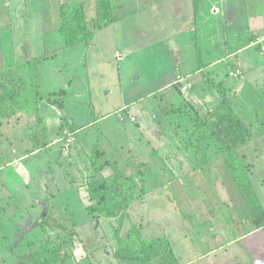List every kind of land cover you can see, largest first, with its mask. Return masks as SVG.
<instances>
[{"label":"rangeland","instance_id":"obj_1","mask_svg":"<svg viewBox=\"0 0 264 264\" xmlns=\"http://www.w3.org/2000/svg\"><path fill=\"white\" fill-rule=\"evenodd\" d=\"M27 1L20 0L21 22H29L32 19L31 9L26 5ZM59 1L51 0V6L48 8L52 30L50 33L48 32L47 36L50 37V34L58 36V40L55 39L56 42L50 37L46 43L45 47H48L49 42L52 43L51 49L57 48L63 41L61 34L54 29L61 20ZM96 1L98 0H91L87 4L86 12L89 17L95 15ZM114 1L123 5L118 9L122 15L124 14L123 19L121 18V21L109 25L94 45L85 47L84 42H80L73 46L62 47L56 52L57 55L34 65L40 85L36 87L31 85L29 88H25L23 95L28 97L31 102L27 100L26 103H21L24 111L20 112L24 113L22 115L15 114V117L18 115V119L15 118L16 120L11 124L19 126L18 124L21 123L19 127L23 133L28 128L22 123L29 126L30 123L28 122H33L40 117L41 104L36 103V93H46L47 87L51 84L52 87H56L54 88L56 90H59L60 87L66 88V106L64 110L57 107L60 111L62 110L63 115L64 112L67 113L69 118L66 124L75 127L80 121H88V117L90 121H93L99 116L105 115V121L113 124L108 130V133L112 131L113 138L112 136L109 137L116 140L122 136L124 141L121 146L112 147V151L108 154L117 155L116 157L123 156L128 159L131 156V150L139 160L148 161V163L146 162L147 165L142 167L150 185L157 186V189L151 191L147 207L140 201L134 204L131 215H128L126 220L128 223L123 226L124 232L130 226L128 224H142L144 229L146 220L142 216L145 214L150 229L147 232H143L142 229L143 236L145 234L167 236L166 233H168L167 237L172 243L171 250L160 253L148 264H257L255 259L257 260L264 253L257 239L261 237V240L264 241V220L262 222L259 220L257 217L259 213L255 216V206H250L246 192L239 191L235 186L232 187L230 181L228 183L223 182V178L215 173L216 167L198 166V164H204V158L201 155L194 156L195 163L193 165L190 162L191 167H189L188 157L184 156L187 150L183 146L178 149L175 146V138L179 137L176 135V127L183 130L186 127H194L195 118L192 119V117L196 116V110H198L200 116L204 119L207 117L210 119L201 129V132L207 131L206 143L220 142L212 132L217 118L215 113L219 112L215 105L217 99L220 100V95L209 78L214 75L216 80H224L230 88L226 94L227 98L231 97L232 99L233 109L252 129L250 142L240 148L238 154L248 167L253 188L256 189L262 199L264 208V129L256 116L257 110L264 104V53L261 54L260 52L264 39L261 41L260 47L256 45L257 49L252 47L239 56H226L227 53L222 41L224 40L223 33L217 29L215 33H212L211 41L214 45L211 51L207 52L204 47H201L199 56L193 57L191 50L188 52L182 48L176 49L174 43V40H178V29L188 21L186 14L189 12L194 14L191 2H184L183 7H181L182 16L176 20L174 11L169 13L170 8L167 7L166 3L156 7L158 14L151 17L145 10H139L140 6L149 0ZM230 3L237 15L238 25H241L243 29H246V19L251 10L250 7L254 5L255 31L264 35V0H255V2L250 3L248 0H230ZM160 6L162 7L161 10ZM228 10L229 8L226 9V12ZM198 20V29L200 30L203 17H199ZM214 20L216 23L220 21L217 17H214ZM204 35H209V33H204L201 30L197 32L199 41H203ZM186 39V37L179 39V43L182 45ZM170 41L174 43L172 49L169 47ZM158 42L161 43L160 46H157ZM187 43L189 41H186V45ZM114 46H117L118 48L115 49L119 51H123L122 49L129 51L126 67L124 66L125 61L116 62L113 53L115 52ZM221 56L224 60L215 67L206 69L207 77L204 79L209 87L207 88L208 93L211 90L209 100L190 102L191 104L186 107L187 110L181 111L182 113L178 110L173 111L174 107L187 101L190 94L192 97V95H200L202 91L203 83L199 82L197 76L192 75L193 69ZM92 58L96 60L98 68L102 67L101 70L90 69L94 65ZM106 58L111 62L110 65L106 63ZM22 61L25 65L21 67V70L31 66L29 62L23 59ZM88 61H90L89 64H83ZM118 66L122 67L121 72L118 70ZM234 68L241 72L240 75L236 77L229 75L230 70ZM119 73H121L124 87L125 95L123 96L117 90L111 93L106 91V87H103L105 81L118 80ZM177 75L184 78L181 82L192 84V87L185 94L182 93L180 86L173 84ZM168 83H171L170 86L166 89L163 88ZM212 97L217 99H212ZM122 101H126L128 109L121 112L118 109L119 105H122ZM193 105L194 108L190 107ZM142 110L147 112L148 119L151 118V120L142 121ZM166 110H168L167 113ZM228 111L229 107H226L220 112ZM69 113L71 114L69 115ZM120 115L125 119L124 122L119 120ZM132 116L134 121L137 117L138 122L133 123L132 120L131 122ZM71 117L78 119V123L73 121L74 118L71 119ZM186 118H188L187 121ZM0 123L2 129L10 126L4 119H0ZM126 128L140 134L142 141L140 143L133 141L132 135L129 138V134H126L129 130ZM41 130L44 133V138L49 142V139L53 138V130H47L44 120ZM160 130L163 133L161 137L157 135L158 133L162 134ZM97 132L99 131L97 130ZM78 135L81 139L86 133L83 131ZM155 137H160L164 143L167 142L168 144H160ZM0 145L4 146L1 143ZM222 152L224 150L214 153L210 151V154L212 158L215 157L217 160L223 156ZM171 155L178 157L179 161ZM138 159L135 158L133 161L121 164L124 167L123 171L135 167L139 163H137ZM175 163L185 165L183 166L184 173L176 181L171 173V167ZM121 165L118 162L110 168L108 167L107 173L122 175L124 172L120 171ZM192 167L195 168L196 172L192 173V170L188 172ZM219 168L224 170V167ZM12 172L15 173L13 169ZM43 172L41 166L35 168L34 179H38V176L42 177ZM30 180L31 182H28L27 185L17 189V197L11 196L9 187L6 189L0 180V189H2L0 194L1 264H5L2 263V259H10L11 256H14L13 249L22 252L27 241L33 238L34 233L39 232L38 227H34L28 232L24 230L28 222L30 224V216L33 215V211L36 212V208H32L31 204L36 201L38 205L39 199L43 203L49 200L48 204L51 201L57 204L56 199H50L49 194H44L46 199L45 197L42 198L41 190L38 192L37 184L32 178ZM62 189L66 191L65 187ZM3 193L6 195L3 196ZM57 196L61 199L63 192ZM36 197L40 198L37 199ZM35 198L37 200H33ZM25 207L28 210L25 211ZM41 210L43 207L39 211ZM56 211L54 210V212ZM9 224L12 230L7 229ZM252 228H255L254 233L250 232ZM114 232L115 228L113 231L107 232V235H112ZM109 237L111 238V236ZM252 239L255 240V245L250 242ZM111 240L114 241V238ZM88 254L93 261L100 256L99 253ZM74 262L76 261H69L70 264H74ZM6 264L10 263L6 262ZM86 264L92 263L90 261ZM113 264L119 263L114 262ZM136 264L143 263L137 262Z\"/></svg>","mask_w":264,"mask_h":264},{"label":"crops","instance_id":"obj_2","mask_svg":"<svg viewBox=\"0 0 264 264\" xmlns=\"http://www.w3.org/2000/svg\"><path fill=\"white\" fill-rule=\"evenodd\" d=\"M113 2L115 6H123L120 3H116L114 0ZM184 2H191V4H193L192 0H149L145 1V3L140 6L139 10H145L147 14L151 15L152 17L158 14L156 12L158 10L155 8L163 3H166L168 5L167 7L170 8L169 13H172V11H174V17L177 18L176 20H178L182 16L181 7H183ZM250 2H255V0H248V3ZM26 3V5L31 9L30 11L32 12V19L29 22H21L20 0H0V119H4L6 123L10 125L8 128L2 129V125L0 123V143L4 145H0V180L2 185L6 189H8L9 187L11 196L14 195V197H17V189L27 185L28 182H31L30 178H32L34 180V183H36L37 187L39 188L38 192L41 190L40 195H42V198L45 197L44 194H49L48 196L51 197L50 199L55 198L57 204H54V202L52 201L48 204L49 200L43 203L40 202V199L38 201V205L36 204V201L31 204L32 208H36V212L33 211V215L30 216V224L28 222V225L27 227H24V230L28 232L34 227H38L37 229H39V232L34 233L33 238L30 241H27V244L22 252L17 251V249H13L14 256H11L10 259H2V263L6 264L7 262L10 264H30V261L32 259L30 253L32 247L30 245V242H34V239L37 240L38 237H45L47 234L62 232L63 230H66L70 227H75L78 231L79 237L81 238V242H77L76 245H74V247L72 248L70 261L72 262L75 260L76 262H74V264H86V262H89L87 260L89 258L92 264H113L114 262H117L119 264H136L138 261L117 260L115 258L114 250L118 245L117 238L115 237V232L112 235L109 234L111 238H114V242L107 235V232L109 233V231H113L116 219L102 217L97 223L92 219L91 214L86 208L88 202L86 181L88 179V175L92 173V169L90 168V166L91 153L94 143L98 140L100 147L105 151L103 160L107 161V170L108 167L110 168L118 162H120V165L126 163L125 157H116L117 155H110V153L108 154V152L112 151V147L121 146V144L124 142L122 140V136L116 140H112V131L108 133L109 128L113 126L112 122H106L105 115L99 116L96 120L93 121H90L88 117V121H80L79 123L78 119H76L75 117H71V119L74 118L73 121L78 123L75 127H72L68 123L66 124V122L68 121L67 119L69 118L66 112H64L63 115L62 110L60 111L57 107L47 103L44 100H40V117L42 118V121L44 120L45 127L47 126V130H53V138L49 139L48 146L30 151L32 142L30 139L29 126L26 123H22V125L25 124V127H27L28 129L21 133L19 127L21 126V123L18 124L19 126L11 124L14 123V121L16 120L15 118L18 119V115L15 117V114L22 115L24 112L20 111L24 110H21L19 106H13L11 109L7 105L3 106V101L1 100V92L4 78L8 75L9 70H12L13 72L20 70V64L24 62L22 61V59L30 62V59H34L41 54L53 51L56 47L51 49V42L48 43V47H45V45L48 40H50V37L55 42V39L58 40V36H52L51 34L50 37L47 36L48 32L50 33L52 30L51 16L48 9L51 6V0H28ZM161 8L162 7L160 6V10ZM227 8H229L228 12H226ZM250 9L251 10L249 11V16L246 19V29H243L241 25H238L237 15L234 12V7L231 5L230 0H204L197 15L190 12L186 14V17H188V21L185 22L177 31V35L179 38L177 37L178 40H174L175 48H182L187 50L188 52H190L191 50L193 52V57H195L196 55L199 56V50L201 47H204L207 52H210L214 45V43H212L211 41L213 35L212 33H215L217 29H219L220 33H223L224 40L222 41L224 49L227 53L226 56H239L240 54L244 53V51L252 47L256 48V45L258 43H262L261 41L264 39V35L255 31V6L251 5ZM251 13L252 15H250ZM199 17H203V20L200 23L202 27L200 30L204 33H209V35H204L203 41H199L197 36V32H200V30L198 29ZM214 17H217L218 20H220L219 23H216ZM122 19L118 21H121ZM107 28L108 27L96 33L92 45H94V43L99 39L101 33L105 32ZM54 29H56V27H54ZM255 35L258 36L257 41H255ZM185 37L187 39L182 42V46L179 43V39H184ZM186 41H189L187 45ZM174 43L170 41L169 47L171 49L174 48ZM160 44L161 43L158 42L157 46H160ZM61 45H59L58 47H60ZM115 48L118 47L114 46L113 50ZM263 48L264 44L262 43L260 49L261 54L264 53ZM230 49L231 51H229ZM122 50L123 51L115 49V52L113 53L115 55L114 57L116 58V62L120 63V61H125L124 66L126 67V63H128L127 54L129 55V51H127V49ZM118 54H121L122 56H124V58L119 60L117 58ZM55 55H57V53L42 57L38 60V63H41L43 60L45 61ZM222 60L224 59L221 56L217 59L207 61L208 63H202V65L193 69L192 75L197 76L199 82L203 83V87L201 89L202 91L200 92V95H192L191 97L190 94L187 102H206L209 100V94L211 90L208 93L207 88L209 87L206 85V81L204 79L205 77H207L206 69L215 67ZM90 61L84 62L83 64H89ZM92 61H94V65L90 67V69H102V67L98 68L96 60L92 58ZM97 61L100 62L99 59H97ZM106 63L109 65L111 64V62H109V59L107 58ZM104 66L105 65H103V67ZM118 68V70H120L121 72L122 67L118 66ZM35 70L36 68H34L32 71ZM231 72H236L238 75H240L239 73H241L235 68L230 70V76H232ZM119 74L120 77L118 78V80L115 79L111 82L105 81L103 83V87H106V91H110L111 93L117 90L123 96L125 95L124 87L121 73ZM212 77H214V75ZM182 79L184 78L180 75H177V79L173 84H179L180 88H182L184 84H190V87H192V84L190 82H181ZM68 84L70 85V83ZM170 84L171 83H168L163 88L166 89L170 86ZM51 85L47 87L46 90L48 91L46 93L52 92V90L56 91V89H54L56 87H52ZM46 93H42V95ZM182 93L184 92L182 91ZM9 100L12 101V99ZM29 102H31L30 99ZM122 102V105H119L120 107L118 109L121 112L128 109L126 101ZM141 113L143 122L151 120V118L148 119L147 112L142 110ZM70 114L71 113H69V115ZM131 118L134 117L132 116ZM48 119L49 122H47ZM135 119L136 121H134L133 123L138 122L137 117ZM119 120L121 122H124L125 119L122 118V115H120ZM64 129H68L77 138L76 142L70 144L67 148L63 136ZM97 130L99 132H97ZM126 130H129L128 132H126V134H129V138L130 135L133 136V141H136L137 143H140V141H142L140 134H137L135 131L133 132L131 129L126 128ZM83 131L86 133V135L80 139L78 133ZM160 132L162 133V130H160ZM56 133L57 135H55ZM157 135L161 137L163 133H158ZM109 136H112V138H110ZM160 137L155 138H157L160 144L163 143L164 145H167L168 143L166 141V143H164V141L161 140ZM175 146L178 149L181 148V146L179 145ZM130 153L131 155L136 156V154L132 153L131 150ZM171 156L175 157V159L178 160V157L173 155ZM184 156L188 157V166L191 167V158L187 153L184 154ZM146 162L148 163V161L145 160L144 166L147 165ZM220 163L221 161H219L217 164ZM39 166H41L44 172L42 174V177L38 176V179H34L33 175L35 174V168ZM121 166L122 167L120 168V171H122L124 168L123 165ZM183 166L185 165L175 163L173 164V167H171V173L173 174L174 178H176L175 181L182 176V173H184ZM214 167L217 168L218 166L214 164ZM12 169L15 173L12 172ZM194 169L195 168L192 167V169L188 170V172L191 170L192 173L196 172V170ZM63 187L66 188V191L62 189ZM61 192H63V197L60 199L58 198L57 194H60ZM1 193L2 189H0V194ZM2 195L4 196L6 194L3 193ZM150 196L151 192L146 194L140 201L143 205H145V207H147L148 205ZM36 198L38 199L40 197ZM36 198L33 200H37ZM133 206L129 208L127 217L128 215H131ZM41 207H43V210L39 211ZM145 207L144 209H146ZM26 210H28L27 207H25V211ZM54 210L57 211L54 212ZM142 217L146 220L143 232H147V230L150 229V225L149 223H147L148 219L146 215L143 214ZM7 229L12 230L10 224L7 226ZM40 232L42 233L39 234ZM250 232L254 233L255 228H252ZM166 235L168 236V233H166ZM145 237L150 236L145 234ZM257 239L259 241V246L262 247L264 251V241L261 240V237ZM250 242L255 245L254 239H252ZM89 246L91 247L89 248ZM93 247H95L94 250ZM90 250H92V252H90ZM88 253H99L100 256L96 257L95 261H93ZM159 254L155 255L154 257H157ZM255 263L264 264V253L260 255L257 260L255 259Z\"/></svg>","mask_w":264,"mask_h":264},{"label":"trees","instance_id":"obj_3","mask_svg":"<svg viewBox=\"0 0 264 264\" xmlns=\"http://www.w3.org/2000/svg\"><path fill=\"white\" fill-rule=\"evenodd\" d=\"M90 1H59L61 20L56 26V29L62 36V45L53 51L30 59L29 63L31 66L28 69L21 70V67L25 65L22 62L20 64V70L15 72L9 70L8 75L4 78L1 92L3 106L7 105L10 109L13 106H19L23 110L21 103H26L28 100V97L23 95V91L31 85L34 87L39 85L38 74L32 70L40 58L55 54L62 47L73 46L80 42H84L85 47H89L93 43L98 31L115 23L124 16L118 10L120 6H115L113 0H98L96 1L95 15L89 17L86 12V7ZM203 1L192 0L195 15L200 10ZM257 39L258 36L255 35V41ZM257 47H260V43L257 44ZM209 80L213 82L214 88H217L220 95V100L212 98L217 99L215 107L219 111L215 113L217 118L214 122L215 127L212 132L220 142L206 143L207 131L201 132V129L210 119L208 117L204 119L197 112L198 110H196V116L192 117V119L195 118L194 127H186L184 130L176 127V135H179V137L175 138V145L186 148V153L192 159L193 164L195 163L193 157H196V155H201L204 158V164H198L200 167H204L205 165L214 166L216 164L218 167L215 173L223 178V182L228 183L230 181L232 187L235 186L239 191L246 192L250 206H255V216L259 213L257 217L262 222L264 220L262 199L256 189L254 190L252 180L248 174V167L243 163V158L240 154H238L239 149L250 142L252 129L236 113L235 109H233L231 104L232 99L231 97L227 98L226 94L230 88L225 81H218L211 76ZM180 89L182 91V88ZM66 94V89L60 88L59 90L48 92L44 95L37 92L35 99L36 103L44 100L53 106L64 108L66 106ZM9 99H12V101ZM191 103L184 101L180 106H176L172 110L185 112L187 110L186 107ZM190 107L194 108L195 106ZM226 107H229V111L221 113L220 111ZM168 110L165 112L167 113ZM256 116L259 119L261 127L264 129V104L257 110ZM187 120L188 118H186ZM42 123L43 121L40 117L29 125L31 129L30 139L32 142L30 151L49 145L48 140L44 138V133L41 130ZM222 150H224L221 153L223 156L217 160H215V157H211L210 151L214 153ZM104 156L105 151L100 147L99 141L97 140L93 145L91 153L90 168L92 169V173L88 175L86 181L88 197L86 208L91 214L92 219L97 223L102 217L116 219L114 228L118 245L114 250V255L117 260L148 263L155 255L171 250L172 243L168 237L165 235L145 237L142 233V224H128L130 226L125 232L123 226L125 223H128L126 220L129 208L136 202L141 201L146 194L157 189V186H152L149 183L142 167L145 165V161L139 160L134 155L129 156L126 159V163L133 161L135 158L138 159L137 163H139L129 170L125 169L124 173L118 176L113 173H107V161L103 160ZM219 161L221 163L217 164ZM219 167H224V170H221ZM77 242H81V238L75 227H70L62 232L47 234L45 237H38L34 242H30L32 247L30 251L32 257L30 264H70L72 248ZM87 260L90 262V258Z\"/></svg>","mask_w":264,"mask_h":264},{"label":"built area","instance_id":"obj_4","mask_svg":"<svg viewBox=\"0 0 264 264\" xmlns=\"http://www.w3.org/2000/svg\"><path fill=\"white\" fill-rule=\"evenodd\" d=\"M263 50H264V48H263ZM117 58H118L119 60H121V59L124 58V56H122L121 54H118V55H117ZM231 75H233V76H237L238 74H237L236 72H231ZM190 86H191L190 84H184V85L182 86V91H183L184 93H186V92L188 91V89L190 88ZM131 120L134 121V118H132ZM63 136H64V140H65L66 148H67L70 144L76 142V140H77L76 136L73 135L68 129H64V130H63Z\"/></svg>","mask_w":264,"mask_h":264}]
</instances>
